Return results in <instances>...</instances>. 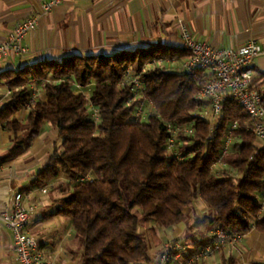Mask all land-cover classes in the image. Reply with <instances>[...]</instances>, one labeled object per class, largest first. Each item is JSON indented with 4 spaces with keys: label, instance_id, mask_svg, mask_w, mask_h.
<instances>
[{
    "label": "trees",
    "instance_id": "obj_1",
    "mask_svg": "<svg viewBox=\"0 0 264 264\" xmlns=\"http://www.w3.org/2000/svg\"><path fill=\"white\" fill-rule=\"evenodd\" d=\"M187 55L184 49L158 44L42 60L0 73V82L11 89L0 107V126L14 134L0 165L28 149L44 124L58 130L61 151L48 159L32 186L40 188L59 176L69 177L55 187L64 195L57 200L55 213L71 219L82 242L83 264H152L139 231L141 218L171 228L186 219L185 209L197 199L208 205L209 212L193 224L198 233L185 247L183 258L217 240L218 230L230 235H244L253 228L264 232L260 202L264 147L256 145L247 112L227 95L217 120L197 116L195 95L208 79L204 70L146 69L156 59ZM128 70L133 75L143 71L139 98L133 85H119ZM38 84L47 100L30 104ZM142 100L150 102L154 111L146 120L136 121ZM90 103L98 110L99 122L91 118ZM26 109V119L19 120L17 113ZM234 121L238 128L224 159L227 168H216L225 132ZM168 123L194 128L191 136H177L178 156L174 157L168 150ZM87 175L91 179L80 181ZM205 223L214 228L213 233L200 232ZM220 264L238 261L230 255Z\"/></svg>",
    "mask_w": 264,
    "mask_h": 264
},
{
    "label": "crops",
    "instance_id": "obj_2",
    "mask_svg": "<svg viewBox=\"0 0 264 264\" xmlns=\"http://www.w3.org/2000/svg\"><path fill=\"white\" fill-rule=\"evenodd\" d=\"M48 1L0 0V43L7 39L17 22L40 13L41 5ZM183 25L197 40L215 48L238 49L249 41L257 42L263 53L253 65L254 84L264 94V0H63L51 13L40 17L38 27L25 36L23 45L29 49V54L0 59V70H17L42 60L113 54L158 44L183 49ZM184 58H174L172 63L163 66L180 72ZM36 88L38 99L46 101L42 85ZM9 92L10 87L1 80L0 107ZM85 93L88 95L87 91ZM27 114L28 110H22L16 116L24 121ZM13 135L0 126V156L11 148ZM60 144L58 130L46 123L28 149L1 165L0 207L7 204L13 192H30L32 202L37 204L31 232L40 236L44 255L56 259V264H83L82 242L71 219L55 213L57 200L64 196L55 187L69 177L62 175L51 182L53 185L49 186L47 194L32 186L48 159L56 150L61 151ZM256 145L261 146V142L257 141ZM185 212L188 214L185 223L171 227L167 235H163L152 220L141 225L140 230L148 236L152 264H166L161 260L162 245L191 238V226L196 220H202L209 210L204 201L197 199ZM204 227L206 232H214L209 223ZM160 248L161 251H156ZM230 255L236 257L238 264H264V232L253 228L241 237L236 247H227L202 262L220 264ZM6 260L17 264L12 233L0 221V263Z\"/></svg>",
    "mask_w": 264,
    "mask_h": 264
},
{
    "label": "built area",
    "instance_id": "obj_3",
    "mask_svg": "<svg viewBox=\"0 0 264 264\" xmlns=\"http://www.w3.org/2000/svg\"><path fill=\"white\" fill-rule=\"evenodd\" d=\"M63 0H49L41 5L40 13L28 17L15 24L9 32L6 40L0 43V59L8 56H25L29 49L23 45L25 36L34 31L39 24V18L53 11L55 6ZM183 49L188 52L185 56L181 70L194 71L202 69L208 75L206 83L198 90L195 99L198 102L195 114L214 122L223 114L224 99L230 95L244 108L249 116V129L256 137V142H261L264 147V94L254 84L253 65L257 57L263 53L262 47L255 41H249L238 49L215 48L206 41L197 40L190 29L182 26ZM173 59H156L149 62L146 67L163 66L165 63H172ZM143 72V71H142ZM133 75L128 70L125 79L119 85L131 84L135 90V97L139 98L144 88L140 79L141 73ZM1 73V70H0ZM81 88L80 86H78ZM9 92L8 94H10ZM39 98L37 88H34L30 104ZM1 102V101H0ZM29 104V105H30ZM27 110V109H26ZM89 110L91 118L99 122L98 110L90 103ZM154 111L153 105L142 100L135 111L136 121H144ZM168 150L172 157L178 156L175 149L177 136L183 134L191 136L194 133L193 127L178 126L168 123ZM238 123H231L224 135V143L221 149L220 159L215 167L226 169L225 157L231 152L235 141V131ZM180 159L184 157L179 156ZM2 167L0 165V173ZM91 179L90 175L81 178L80 181ZM53 183L38 188L43 194L48 193L49 186ZM262 209H264V191L260 197ZM37 211V204L32 202V195L26 191H15L8 197L7 204L0 207V221L11 231L14 243L15 260L17 264H56L57 260L46 257L42 252L40 236L31 232V219ZM217 240L208 244L189 258H183L182 252L185 247L167 242L163 246L161 260L172 264H193L202 262L215 254L222 252L227 247H236L243 235H230L218 230Z\"/></svg>",
    "mask_w": 264,
    "mask_h": 264
},
{
    "label": "rangeland",
    "instance_id": "obj_4",
    "mask_svg": "<svg viewBox=\"0 0 264 264\" xmlns=\"http://www.w3.org/2000/svg\"><path fill=\"white\" fill-rule=\"evenodd\" d=\"M208 210H209V208H208ZM187 217H188V214H187ZM186 217V218H187ZM144 222H146V219H144V218H141V224H140V227H141V225L144 223ZM185 223V220L183 221V224ZM157 226V228L162 232V234L164 235V233H166V235L167 234H170V228H165V227H162V226H160V225H156ZM191 229H192V231H193V233L191 234V238H189V239H186V240H183V242H179V241H170V244H172V245H175V244H179V245H181V246H183V247H186V246H189L190 244H191V239L198 233V231H196L195 232V225H193L192 227H191ZM139 231H140V233H141V235L143 236V238L145 239V241H146V244H147V247H149V241H148V236H147V233L145 232V231H143V230H140L139 229ZM206 232V228L204 227V225H202L201 226V229H200V232ZM162 249H163V245H162ZM156 251H161V248L160 249H158V250H156ZM0 264H10V260H6V261H3L2 263H0Z\"/></svg>",
    "mask_w": 264,
    "mask_h": 264
}]
</instances>
